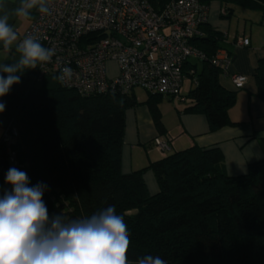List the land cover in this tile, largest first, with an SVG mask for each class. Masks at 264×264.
<instances>
[{"label":"trees","instance_id":"1","mask_svg":"<svg viewBox=\"0 0 264 264\" xmlns=\"http://www.w3.org/2000/svg\"><path fill=\"white\" fill-rule=\"evenodd\" d=\"M149 1L157 10L170 0ZM199 1L229 6L226 16L232 6L264 11V0ZM201 30L192 44L204 58L192 59L184 68L194 85L183 94V112L203 114L209 131H216L233 124L228 111L236 94L221 85L225 72L212 60L219 50L231 53L223 32L208 22ZM35 73H18L21 82L0 97L5 104L0 114L17 131L10 146L15 165L0 141V195L11 189L5 175L15 167L27 173L30 187L38 182L48 186L43 200L50 217L62 214L72 220L115 206L130 233L131 261L151 254L168 264H264V158L249 163L243 174L228 175L218 147L192 145L122 173L125 111L138 104L133 92L83 96L62 86L56 76L37 83ZM254 77L264 100V58ZM148 94L144 103L158 136L164 135L158 107L164 95ZM146 170L155 177L157 193L146 187Z\"/></svg>","mask_w":264,"mask_h":264},{"label":"built area","instance_id":"2","mask_svg":"<svg viewBox=\"0 0 264 264\" xmlns=\"http://www.w3.org/2000/svg\"><path fill=\"white\" fill-rule=\"evenodd\" d=\"M49 12H37L29 27L18 34L17 46L26 36L53 48L51 62L36 68L35 80L56 76L60 84L80 95L121 93L135 88L184 101L183 81L186 63L204 55L192 44L202 36L201 26L208 22L209 5L199 0H170L154 9L149 0H47ZM236 46H246V37H234ZM113 62L117 73L109 76L107 64ZM231 57L219 50L212 63L226 73ZM65 68L71 76L60 80ZM235 88L246 77L232 74ZM17 131L8 122L0 141L7 147L10 165L15 154L10 146ZM152 145L161 154L171 151L169 134L156 136Z\"/></svg>","mask_w":264,"mask_h":264},{"label":"clouds","instance_id":"3","mask_svg":"<svg viewBox=\"0 0 264 264\" xmlns=\"http://www.w3.org/2000/svg\"><path fill=\"white\" fill-rule=\"evenodd\" d=\"M33 9L47 14V0H20L14 15L27 20ZM9 20L6 4L0 0V44L5 49L18 40ZM16 51V62L0 64V97L21 82L25 69L49 63L55 55L53 48L44 47L32 36H26ZM70 76L71 69L65 68L58 78ZM4 110L5 104L0 102V113ZM5 183L11 189L2 190L0 195V264H168L151 254L129 260L130 233L115 206L72 220L62 214L50 217L43 200L46 184L38 182L30 187L27 173L15 167L8 169Z\"/></svg>","mask_w":264,"mask_h":264},{"label":"crops","instance_id":"4","mask_svg":"<svg viewBox=\"0 0 264 264\" xmlns=\"http://www.w3.org/2000/svg\"><path fill=\"white\" fill-rule=\"evenodd\" d=\"M10 14L9 23L19 33H23L38 12L31 10L30 19H18L14 9L20 0H4ZM218 1L209 3L208 24L215 30L223 32L231 62L227 73L220 78V83L228 90L235 91V104L229 109L228 116L232 125L224 126L216 131H209L207 120L203 114L183 112L186 102L174 109H166L159 105L164 133L173 138L172 150L161 154L152 145V140L159 131L154 125L147 105L143 100L136 99L138 104L125 111V127L121 151V171L130 173L144 168L175 151L192 145L199 147L216 146L223 155V170L228 175H240L247 171L248 164L264 158V100L257 95L255 69L258 60L264 58V11L250 10L232 6L231 14ZM224 15V16H223ZM248 38V45L236 46L234 37ZM16 46L5 49L0 44V64L7 60H18ZM112 64L115 69L116 65ZM107 64V65H108ZM108 73V71H107ZM117 73V69L113 74ZM241 74L246 77L244 85L237 89L230 76ZM187 77V76H186ZM191 84V83H190ZM193 86V83H192ZM190 86V88L192 87ZM183 94L185 91L183 89ZM171 99V97H168ZM7 120L0 114V139ZM146 187L150 194L158 192V186L151 170L143 174Z\"/></svg>","mask_w":264,"mask_h":264},{"label":"rangeland","instance_id":"5","mask_svg":"<svg viewBox=\"0 0 264 264\" xmlns=\"http://www.w3.org/2000/svg\"><path fill=\"white\" fill-rule=\"evenodd\" d=\"M107 70H108V74H113L116 69L112 64H108ZM189 79L190 78L188 76L187 77L185 76L184 81H183V89H184L186 94L189 91L190 86H192V84H190ZM133 94H134L136 99H140L143 101H145L149 96L148 92L142 90L141 88H135L133 90ZM158 105H161V107L165 108V110H166V109H174V105L177 107L182 106L183 102H179L173 98L169 99L168 96L164 95L158 100Z\"/></svg>","mask_w":264,"mask_h":264}]
</instances>
